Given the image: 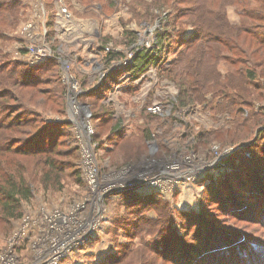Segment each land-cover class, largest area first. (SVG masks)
<instances>
[{"label":"rangeland","instance_id":"374dc122","mask_svg":"<svg viewBox=\"0 0 264 264\" xmlns=\"http://www.w3.org/2000/svg\"><path fill=\"white\" fill-rule=\"evenodd\" d=\"M6 1L17 5L18 10L16 17L0 12V18L11 23L7 38L0 43L2 60L31 65L56 58L60 82L65 87L61 111H36L41 112L46 123H69L77 176L66 178L58 190H45L35 181L32 197L21 203L20 217L8 224L0 220V253L10 250L19 262L28 264H33L38 250L44 255L46 251L53 257L57 255L54 264H111L115 259L117 264H141L142 256L154 255L156 237L128 238L122 221L137 197L153 194L166 202L172 225L177 228V212L197 213L210 197H224L226 192H219L221 179L227 192L231 189L234 193L227 174L235 173L240 161L254 159L250 145L259 133L263 140L257 143L264 144V79L257 82L260 88L251 94L255 99L249 106L239 102L233 110L226 111L221 107L224 98L221 102L215 100L220 95L217 91L206 92L194 103L180 105L176 80L150 67L132 82L123 73L108 85L105 93L98 94L102 98L97 102L87 93L97 89L104 75L125 66L135 49L156 50L155 17L168 10H160L157 15L156 8L151 6L153 0ZM110 1L113 7L108 9ZM226 13L231 23H238L230 19L231 13L239 15L233 7L226 8ZM182 28L179 39L185 41L193 29L188 24ZM127 31L136 34L131 46L127 45ZM28 47L49 54L34 56ZM101 47L122 57L104 63ZM188 58L171 53L163 67H172L176 74L184 76ZM228 71V65L221 61L220 81H226ZM207 89L216 87L209 85ZM227 94L235 96V90L228 88ZM153 105H160L161 112L151 116L147 112ZM117 123L122 131L121 140L111 137L110 129ZM259 149H255L258 156L264 151ZM137 154V158L130 159V155ZM26 163L34 162L28 158ZM262 164L263 155L256 167ZM258 170L253 173L261 177ZM143 215L156 218L153 211ZM216 216L227 219L218 211ZM241 225L264 239L262 233L255 232L258 225ZM248 231L242 233L251 236ZM210 235L224 239L214 232ZM145 264L166 263L152 260Z\"/></svg>","mask_w":264,"mask_h":264},{"label":"trees","instance_id":"16d2710c","mask_svg":"<svg viewBox=\"0 0 264 264\" xmlns=\"http://www.w3.org/2000/svg\"><path fill=\"white\" fill-rule=\"evenodd\" d=\"M151 6L156 8L157 15L160 10H168L165 15L153 16L158 19L156 50L135 49L125 66L110 70L102 77L97 89L87 95L100 102L102 97L98 94L105 93L108 85L123 73L132 82L148 68L155 67L158 73H165L176 80L180 105L194 103L209 91L220 93L215 100L221 102L224 98L225 103L221 102V107L226 111L233 110L239 102L246 106L252 103L255 97L251 94L259 90L257 82L264 79V0H153ZM112 7L110 1L108 9ZM228 7H233L239 14L238 23L229 21ZM17 10V5L0 0V12L16 17ZM183 24L193 29V34L185 41L179 39ZM9 26L11 23L1 17L0 43L7 38ZM126 36L127 45H133L136 34L127 31ZM101 49L104 63L122 57L118 52ZM171 53L189 57L184 76L176 74L172 67L164 69L163 62ZM221 61L229 67L224 82L219 80L218 65ZM59 82L56 58L29 65L2 60L0 55V220L7 224L20 217L21 203L32 197L35 181L45 190H58L66 178L77 176V156L71 143L69 123H46L41 112L36 111L38 108L39 111L50 109L60 113L65 87ZM209 85L216 89H207ZM228 88L235 90V96L227 94ZM97 106L94 102V108ZM119 127L117 123L110 129L115 140L122 139ZM259 140H263L260 133L250 145L254 149V159L243 161L235 153L236 158L242 160L234 165L238 174L234 178L235 173L226 176L234 193L231 189L227 192L223 187L226 183L221 179L218 184L222 190L219 192H226L224 197H210L197 213L177 212L175 215L180 219L177 228L172 225L167 203L156 199L153 194L137 197L129 205V212L122 221L128 230L129 240L137 236L140 239L156 237L152 248L154 255L142 256L141 264L152 260H162L166 264H264V239L248 231L249 227L239 226L247 223L258 225L255 232L264 236V164L256 167L264 151L259 156L255 151L260 150L259 147L263 149L264 144L259 145ZM139 155L129 157L132 159ZM28 158L34 163H26ZM254 169L261 171V177L253 173ZM209 194L212 195L211 192ZM146 211H153L156 218L145 217L143 213ZM216 211L226 215L227 219H216ZM244 231L252 235H245ZM209 232L224 239L220 241L215 235L209 236ZM115 261L112 260L111 264L118 263Z\"/></svg>","mask_w":264,"mask_h":264},{"label":"built area","instance_id":"2783aa9c","mask_svg":"<svg viewBox=\"0 0 264 264\" xmlns=\"http://www.w3.org/2000/svg\"><path fill=\"white\" fill-rule=\"evenodd\" d=\"M62 12H65V10H62ZM26 49L31 55L34 56L45 57L46 55L49 54V53L44 54L45 50L36 49L33 47H28ZM148 111L152 114H158L161 112L160 105H153L152 107L148 108ZM86 129L88 133H91V130L90 128H88V126L86 127ZM45 253L46 254L44 255L41 253L40 250H38L37 255L34 257L33 264H54L58 256L56 255L55 257H53L47 251ZM0 264H28V263L19 262L18 258L15 257V255L13 256L12 251L6 250L5 252L0 253Z\"/></svg>","mask_w":264,"mask_h":264},{"label":"clouds","instance_id":"9594fccd","mask_svg":"<svg viewBox=\"0 0 264 264\" xmlns=\"http://www.w3.org/2000/svg\"><path fill=\"white\" fill-rule=\"evenodd\" d=\"M230 19L235 22V21H237L239 19V17L235 13H231L230 14Z\"/></svg>","mask_w":264,"mask_h":264},{"label":"bare ground","instance_id":"6f19581e","mask_svg":"<svg viewBox=\"0 0 264 264\" xmlns=\"http://www.w3.org/2000/svg\"><path fill=\"white\" fill-rule=\"evenodd\" d=\"M173 169V168H172Z\"/></svg>","mask_w":264,"mask_h":264}]
</instances>
